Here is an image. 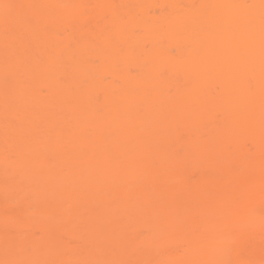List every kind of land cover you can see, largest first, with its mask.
<instances>
[{"label": "bare ground", "instance_id": "bare-ground-1", "mask_svg": "<svg viewBox=\"0 0 264 264\" xmlns=\"http://www.w3.org/2000/svg\"><path fill=\"white\" fill-rule=\"evenodd\" d=\"M0 3V260L264 258L260 0Z\"/></svg>", "mask_w": 264, "mask_h": 264}, {"label": "snow or ice", "instance_id": "snow-or-ice-1", "mask_svg": "<svg viewBox=\"0 0 264 264\" xmlns=\"http://www.w3.org/2000/svg\"><path fill=\"white\" fill-rule=\"evenodd\" d=\"M0 7L5 10V17L4 21L5 24H8L9 17L7 15V10L12 5L7 3H0ZM205 8L208 7H240L252 10H259V19L261 25V41H262V62H261V89L264 90V0H260V3L257 4H245V5H206L202 6ZM262 191H264V179H262ZM260 225L261 228L264 229V211L261 212L260 216ZM231 251V248L228 249ZM0 264H41L40 261L36 260H18V259H4L0 260ZM84 264H100V262H84ZM206 264H264V258L259 261L252 260V259H241V260H232V259H221V260H214L206 262Z\"/></svg>", "mask_w": 264, "mask_h": 264}, {"label": "rangeland", "instance_id": "rangeland-1", "mask_svg": "<svg viewBox=\"0 0 264 264\" xmlns=\"http://www.w3.org/2000/svg\"><path fill=\"white\" fill-rule=\"evenodd\" d=\"M137 34H139V33H137ZM97 65H98V63L95 62V66H97ZM1 207H2V208L5 210V212H6L5 207H4L3 205H1ZM145 236H146V233H145V232L141 234V238H144ZM24 237H25V235L23 234V235H22V238H24ZM39 237H40V234H37V235L34 237V239L37 240ZM123 264H127V262H125V263H123Z\"/></svg>", "mask_w": 264, "mask_h": 264}]
</instances>
